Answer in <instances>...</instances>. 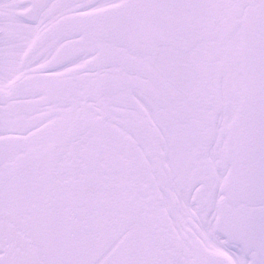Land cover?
<instances>
[{
	"label": "snow or ice",
	"instance_id": "6c2138e0",
	"mask_svg": "<svg viewBox=\"0 0 264 264\" xmlns=\"http://www.w3.org/2000/svg\"><path fill=\"white\" fill-rule=\"evenodd\" d=\"M0 264H264V0H0Z\"/></svg>",
	"mask_w": 264,
	"mask_h": 264
}]
</instances>
